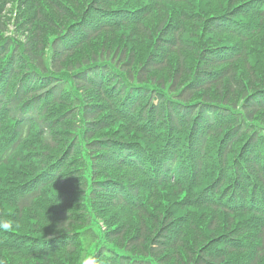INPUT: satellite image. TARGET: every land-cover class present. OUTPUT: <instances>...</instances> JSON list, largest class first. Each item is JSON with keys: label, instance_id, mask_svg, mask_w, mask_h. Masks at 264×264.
<instances>
[{"label": "trees", "instance_id": "obj_1", "mask_svg": "<svg viewBox=\"0 0 264 264\" xmlns=\"http://www.w3.org/2000/svg\"><path fill=\"white\" fill-rule=\"evenodd\" d=\"M186 1L90 0L77 12L75 0H0V215L21 225L0 230V264H13L5 251L67 252L44 264H264V156L244 181L236 152L218 144L207 179L188 178L226 119L238 128L230 138L264 142V120L254 119L264 113V0H221L210 15L202 0L196 10ZM167 3L175 11L146 28ZM40 23L50 27L40 33ZM126 26L152 37L139 68L122 51L81 52ZM216 106L231 111L210 119ZM103 129L111 133L97 137ZM171 132L181 141L172 152ZM162 196L173 202L160 211ZM115 206L137 214L134 230L107 229ZM43 222L52 230L26 232Z\"/></svg>", "mask_w": 264, "mask_h": 264}, {"label": "rangeland", "instance_id": "obj_2", "mask_svg": "<svg viewBox=\"0 0 264 264\" xmlns=\"http://www.w3.org/2000/svg\"><path fill=\"white\" fill-rule=\"evenodd\" d=\"M19 1V0H17ZM65 2V0H63ZM90 0H75L76 2V10L77 12H81V10L83 9V3H87ZM221 0H202L200 7L202 8L201 11L203 13H205L206 15H210L211 13L217 12L221 7L220 4ZM199 2L197 0H191V1H186L184 3V6H186L187 8H192L195 10L198 8ZM175 4L174 3H167L165 5V8L162 9V11L159 9V12L157 13V11L155 13H152L150 16L147 17L146 21L144 22V26L146 28H152L153 30L157 27V25L159 24V22L162 20V18L164 17L165 13H167L168 11L174 12ZM220 7V8H219ZM66 8V7H65ZM58 15H62L61 13H57ZM65 16L60 17V21H62L63 19H65ZM42 27L47 30L48 27H50V25L48 24H44V23H40L39 26V30L38 32H42ZM124 28V27H121ZM120 28V29H121ZM10 29H11V25H10ZM113 30L110 32H103L100 33L98 35V38L96 39H92L88 44H84L82 45L81 48V52L82 53H96V51L99 48H104L105 50H108L111 52L114 51L115 56L119 57L120 52L122 51L125 52V57L127 55H134V59H136V65L134 66L135 68H139L143 63L144 60L147 56H149L150 54L152 55V53H150V49L152 48V37H147L145 36L143 30L138 32L136 27L134 26H126L125 29L122 30ZM51 33L47 35V37H51L54 35L55 33V29L50 30ZM264 33V32H263ZM196 34L194 36H190V37H195ZM262 37V36H261ZM260 37V38H261ZM264 37V35H263ZM213 41L218 40V38L216 36L213 37L212 39ZM219 40L222 41H229V39L224 36V35H220ZM251 45H256L258 48H261V44H259V42H257V39L255 41H253L251 43ZM78 57V53H75ZM187 57L190 61V65L192 63V58L193 56V52H188ZM169 58V61L171 63L174 64V62H177L176 60V56H174V54L170 53L167 55ZM76 57V58H77ZM114 57V56H113ZM117 59V58H114ZM244 62L242 61H238L236 62V67L239 73V76H242L245 79L249 78V74L248 72L245 70L244 67ZM176 69V68H175ZM250 71L252 73H258L260 71V68L256 67V66H252L249 68ZM140 69L135 70V72H139ZM162 76L165 79V74L164 71L162 72H158V76ZM166 83V80H165ZM224 84H226V80L224 81ZM248 84V81H247ZM255 86V85H253ZM211 95H213V91L209 92ZM202 94V92H199L196 94V97H199ZM216 96V95H215ZM255 120H264V113H258L255 117ZM111 132L109 130H105L103 129L102 131H100L97 134V137H105L106 135L110 134ZM50 153L54 154L55 150L50 151ZM122 174V172H118L117 176H120ZM165 200V204L164 202L161 203V207H160V211L161 210H165L167 208H169V206H171V203L173 202V197H159V200ZM167 200V201H166ZM155 210V208H149V211H153ZM104 215V219H106V227L107 229H116V228H126L128 231L134 230L138 224L139 218L137 216V214H133L132 212H127L124 209H121V207L115 206L114 208H111L110 210H108V212ZM46 226H44V225ZM43 224L39 225V228H37L34 231H29L28 229L26 230L27 233H31V234H35V233H40L41 232H45L44 230H48L51 231L52 230V225L50 223L47 222H43ZM65 253L67 252H63V253H59L56 254L55 256H50L48 257L47 260H42L40 258H22L21 256L5 251L4 254L7 255V259H10L11 262L13 264H16L15 261H17V263L19 264H44V263H51L55 260V258H60L61 256H63ZM4 255V256H5ZM55 257V258H54ZM69 257V256H68ZM85 258V256L83 257ZM29 259V260H27ZM74 260V259H73ZM72 260V261H73Z\"/></svg>", "mask_w": 264, "mask_h": 264}, {"label": "clouds", "instance_id": "obj_3", "mask_svg": "<svg viewBox=\"0 0 264 264\" xmlns=\"http://www.w3.org/2000/svg\"><path fill=\"white\" fill-rule=\"evenodd\" d=\"M59 226H65L66 227V221L59 224ZM21 225L12 219H8L6 216L0 215V230H3L5 232H11L15 229H19ZM81 264H97V260L93 256H87L82 259Z\"/></svg>", "mask_w": 264, "mask_h": 264}]
</instances>
